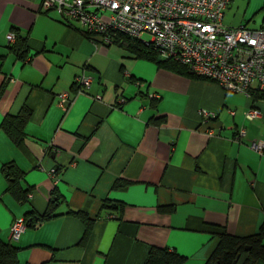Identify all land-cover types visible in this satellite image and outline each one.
I'll return each mask as SVG.
<instances>
[{
    "label": "crops",
    "instance_id": "1",
    "mask_svg": "<svg viewBox=\"0 0 264 264\" xmlns=\"http://www.w3.org/2000/svg\"><path fill=\"white\" fill-rule=\"evenodd\" d=\"M40 3L0 0V123L24 105L31 110L18 143L0 129V240L18 248L19 262L143 264L149 247L159 246L174 249L185 264H203L216 244L212 231H258L264 153L249 145L264 139V98L225 92L213 81L157 68L118 45L88 39L77 23ZM241 3L231 0L225 26H245L248 19L232 12ZM258 4L264 8V0ZM15 36L27 45L24 59L9 48ZM82 71L93 77L91 87L75 93L69 88ZM65 90L72 100L63 112L56 101ZM150 94L158 95L155 107ZM251 107L260 112L255 121L244 117ZM200 109L214 117L204 120ZM239 128L245 134L236 141ZM5 163L23 172L28 202L5 191ZM117 182L125 184L115 188ZM54 189L56 216L10 240L12 222L42 213ZM105 200L123 203L120 219L118 210L101 209ZM72 211L94 219L85 237Z\"/></svg>",
    "mask_w": 264,
    "mask_h": 264
},
{
    "label": "built area",
    "instance_id": "2",
    "mask_svg": "<svg viewBox=\"0 0 264 264\" xmlns=\"http://www.w3.org/2000/svg\"><path fill=\"white\" fill-rule=\"evenodd\" d=\"M231 0H41L44 11L53 10L67 23L75 22L91 32L102 43H110V34L151 44L162 58L172 59L187 67L193 76L215 82L225 92L250 96L253 91L264 94V28L228 27L223 23ZM148 33L150 41L141 36ZM8 41L14 39L7 35ZM93 77L82 71L74 78L77 91L90 89ZM139 82L134 83L139 89ZM95 96V99H99ZM157 99L158 95L150 94ZM72 100L70 90L57 94L56 105L65 112ZM120 101H124L121 98ZM230 115L234 114L229 110ZM204 119L213 113L200 109ZM249 121L260 118L258 109H246ZM206 134L212 135L208 130ZM245 134L239 128L235 140ZM249 148L264 153V139L250 143ZM55 176L56 170L50 172ZM26 229L23 218L15 219L9 228L10 240H17Z\"/></svg>",
    "mask_w": 264,
    "mask_h": 264
},
{
    "label": "trees",
    "instance_id": "3",
    "mask_svg": "<svg viewBox=\"0 0 264 264\" xmlns=\"http://www.w3.org/2000/svg\"><path fill=\"white\" fill-rule=\"evenodd\" d=\"M264 28V26H261ZM85 37L95 40L97 36L91 32L82 30ZM98 38V37H97ZM101 38V37H100ZM98 41L102 43L101 39ZM115 44L127 50L137 58H143L155 64L157 68H163L177 74H187L191 77L203 79L193 76L186 66L168 58H162L156 50L152 48L151 44H145L141 40L133 39L122 35L120 33L110 34V43L106 45ZM10 50L15 53L19 58H25V49L27 45L24 39L15 36L12 45L9 46ZM88 68V67H85ZM207 80V79H206ZM140 88V87H139ZM71 91L76 92L77 86L73 82L69 88ZM141 95L145 91H140ZM145 96V95H144ZM253 98H264V94L253 91L250 95ZM150 99L151 107H155L157 99ZM31 117V110L25 105L20 108L16 114H8L3 117L0 123V129L9 137L14 143H18L24 137V127ZM1 173L6 180L5 191L13 196L19 203L29 201L28 194L31 190L29 188H22L21 180L23 172L19 170L13 163H5L1 166ZM125 183H115L114 187L123 186ZM58 205V197L55 189L50 193V199L46 209L37 214L35 212L26 213L23 220L29 227H34L37 222H43L56 216L55 207ZM123 203L112 200H105L101 205V209H108L109 211L118 210V219L121 218V210ZM264 212V205H263ZM80 219L84 226V237L86 236L93 218L89 217L85 212L72 211ZM216 236V244L207 256L203 264H254L257 260L264 259V220L260 225L258 231L244 236L232 235L225 229H216L212 231ZM18 248L13 246L10 242H3L0 240V264H21L17 258ZM238 260L235 263L236 257ZM186 258L174 249L159 246H150L143 264H185Z\"/></svg>",
    "mask_w": 264,
    "mask_h": 264
},
{
    "label": "rangeland",
    "instance_id": "4",
    "mask_svg": "<svg viewBox=\"0 0 264 264\" xmlns=\"http://www.w3.org/2000/svg\"><path fill=\"white\" fill-rule=\"evenodd\" d=\"M239 1V0H236ZM243 1L241 5H238V8L232 7V12L235 13L237 18H243L244 20H247V22L243 23L248 28H259L261 25V21L264 18V8H261L258 4V0H251L247 3V0H240ZM238 25H233L232 27H236ZM142 40L150 41L151 36L148 33H144L141 36Z\"/></svg>",
    "mask_w": 264,
    "mask_h": 264
},
{
    "label": "water",
    "instance_id": "5",
    "mask_svg": "<svg viewBox=\"0 0 264 264\" xmlns=\"http://www.w3.org/2000/svg\"><path fill=\"white\" fill-rule=\"evenodd\" d=\"M27 226H28V224H27ZM238 257H239V256L236 257V259H235V263H236V261L238 260Z\"/></svg>",
    "mask_w": 264,
    "mask_h": 264
},
{
    "label": "bare ground",
    "instance_id": "6",
    "mask_svg": "<svg viewBox=\"0 0 264 264\" xmlns=\"http://www.w3.org/2000/svg\"><path fill=\"white\" fill-rule=\"evenodd\" d=\"M26 226H27V224H26Z\"/></svg>",
    "mask_w": 264,
    "mask_h": 264
}]
</instances>
